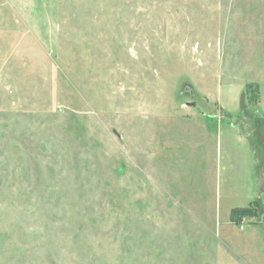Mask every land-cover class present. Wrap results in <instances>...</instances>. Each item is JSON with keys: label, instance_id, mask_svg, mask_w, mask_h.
I'll return each mask as SVG.
<instances>
[{"label": "rangeland", "instance_id": "obj_1", "mask_svg": "<svg viewBox=\"0 0 264 264\" xmlns=\"http://www.w3.org/2000/svg\"><path fill=\"white\" fill-rule=\"evenodd\" d=\"M263 215L264 0H0V264H264Z\"/></svg>", "mask_w": 264, "mask_h": 264}, {"label": "trees", "instance_id": "obj_2", "mask_svg": "<svg viewBox=\"0 0 264 264\" xmlns=\"http://www.w3.org/2000/svg\"><path fill=\"white\" fill-rule=\"evenodd\" d=\"M252 212L250 208H235L231 212V219L233 221H239L243 216Z\"/></svg>", "mask_w": 264, "mask_h": 264}, {"label": "water", "instance_id": "obj_3", "mask_svg": "<svg viewBox=\"0 0 264 264\" xmlns=\"http://www.w3.org/2000/svg\"><path fill=\"white\" fill-rule=\"evenodd\" d=\"M263 220H264V215L262 216Z\"/></svg>", "mask_w": 264, "mask_h": 264}]
</instances>
